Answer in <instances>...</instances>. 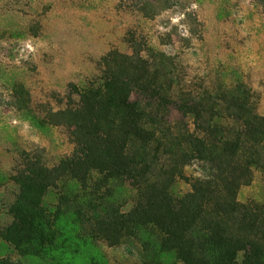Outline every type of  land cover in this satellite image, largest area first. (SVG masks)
Wrapping results in <instances>:
<instances>
[{
	"label": "trees",
	"instance_id": "1",
	"mask_svg": "<svg viewBox=\"0 0 264 264\" xmlns=\"http://www.w3.org/2000/svg\"><path fill=\"white\" fill-rule=\"evenodd\" d=\"M128 1L145 18L159 3ZM136 47L108 52L57 112L36 113L13 87L11 107L41 132L66 127L74 150L53 168L26 155L0 173V189L16 187L4 224L0 210V264H109L99 243L127 238L147 264H264V200L237 202L252 170L264 176V121L247 90L192 95L170 56ZM193 165L198 176L185 177Z\"/></svg>",
	"mask_w": 264,
	"mask_h": 264
},
{
	"label": "rangeland",
	"instance_id": "2",
	"mask_svg": "<svg viewBox=\"0 0 264 264\" xmlns=\"http://www.w3.org/2000/svg\"><path fill=\"white\" fill-rule=\"evenodd\" d=\"M157 1L155 15L145 18L128 0H0V173L14 175L26 155L53 168L74 150L66 127L41 132L11 107L13 87L29 93L36 113L57 112L65 108L68 86L98 75L112 50L131 55L133 46H148L165 53L180 87L192 95L241 84L264 121V0ZM198 174L194 165L184 168L187 178ZM177 187L190 190L185 181ZM15 195L12 182L0 189L2 224ZM263 200L264 176L252 170L237 202ZM99 248L109 264H147L134 239L100 242Z\"/></svg>",
	"mask_w": 264,
	"mask_h": 264
}]
</instances>
